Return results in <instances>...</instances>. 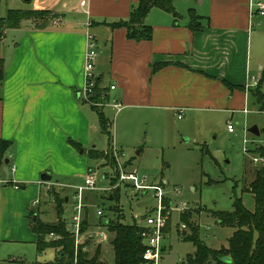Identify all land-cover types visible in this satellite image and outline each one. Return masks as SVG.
<instances>
[{"label": "crops", "instance_id": "0c3cea01", "mask_svg": "<svg viewBox=\"0 0 264 264\" xmlns=\"http://www.w3.org/2000/svg\"><path fill=\"white\" fill-rule=\"evenodd\" d=\"M81 1H36L21 10H49L55 17L43 27L24 20L0 39V139L9 142L0 159V260L8 256L3 245L18 242L36 248L31 224L34 217L41 219L36 207L41 198L52 204L51 188L68 204L75 191L66 189L93 171L85 167V155L96 149L94 135L100 129L96 111L82 93L88 34L96 43L93 71L99 86L107 89L106 102L117 101L121 109L152 106L190 116L204 110L243 111L248 92L234 86H244L249 75L262 76L251 67L249 0H199L198 9L188 8L183 21L152 8L147 17L152 38L141 41L128 39L122 27L107 25L127 19L138 0H86L80 7ZM187 1L173 2L180 18L185 6H191ZM190 9L200 16L198 31L188 27ZM254 18L264 23V16H254L252 22ZM157 63L165 65L152 72ZM258 69L264 73L263 67ZM105 72L109 84L102 82ZM112 146L118 149L113 141ZM54 172L64 180H53ZM43 174L50 180L43 181ZM163 247L165 254V243ZM194 250L192 246L184 258Z\"/></svg>", "mask_w": 264, "mask_h": 264}, {"label": "rangeland", "instance_id": "374dc122", "mask_svg": "<svg viewBox=\"0 0 264 264\" xmlns=\"http://www.w3.org/2000/svg\"><path fill=\"white\" fill-rule=\"evenodd\" d=\"M30 1L0 0V16H5L9 9L29 8L34 2L41 0ZM198 1H187L191 6H185L184 12H181L182 18H179L180 21H183V17L187 18L188 8L198 9ZM46 18H51V16ZM32 19L37 22V25L44 20L42 16ZM251 25L253 30L251 67L254 68L255 73L262 75L263 72H259L258 67L261 66L264 69V23L257 24L255 19ZM110 81L105 72L102 82L109 84ZM262 90L264 93V80ZM92 96L93 94L88 95L86 100L100 110L103 107V113L110 122L109 130L113 144L123 153L122 159L128 160V164L137 168L140 174L146 175L149 181L161 184L167 196V200L163 202V211L164 214L169 215V226L165 228L163 244H166V251L165 254L163 253L161 264H179L184 255L192 250L193 245L183 241L180 236L182 228L179 219L182 212L176 210V206L182 203L188 207V210L184 212L190 213L191 219L199 226L201 241L215 249L220 248L221 245H227V239L232 234L233 228L220 226L211 211H230L234 197H241L248 210L253 211L254 209L253 197L244 191V188L254 178L251 166L255 168L264 165V159L255 164L250 162L251 155L246 154L248 147L251 150L264 138V136L255 138L248 132L253 125L258 127L263 125V114L259 113L257 107L249 100L246 104L249 113L241 110L233 112L204 110L194 112L193 116L185 113L181 118H177L176 113L152 106L122 108L116 113L111 108L110 100L104 104L101 99H93ZM228 124H231L234 130L231 134L227 130ZM94 137L95 148L100 151L105 150L107 137L100 133V130L95 133ZM252 137L254 141L249 144ZM112 150L113 146L103 151V157L98 160L85 155L86 164L88 163L85 167L89 166L93 169L96 181L91 190L83 193L84 207H86L85 210L83 209V214L90 228L81 232L83 235L81 242L83 238L90 241L87 252L92 255L99 246L98 259L107 264H113L114 254L110 243L111 238L107 242L102 241L101 245L95 243V240L100 241L99 233L104 232L108 235L100 222L102 224L112 215L113 218L121 216L123 222L127 224L134 222V219L137 223L138 218L141 223L140 217L152 212L157 204L153 191L148 190L144 194L136 195L122 184L118 188V202H111L117 205L119 210L114 215L108 212L106 207L110 204L106 199L108 197L107 200H112L110 195L115 194L114 191L117 189L112 188L110 182L111 177L116 175L115 168L110 163L111 158L115 161ZM53 180L62 181L64 178L61 179L54 172ZM82 183L83 179L81 182L79 178L75 179L70 186L77 187ZM73 190L75 191V188L66 189V191H71L70 193ZM175 190H179L180 193L175 195ZM72 199L64 205L63 218L68 224H71V216L75 213L72 208ZM44 201L41 198L36 207H40L42 211L40 218L51 222L56 215L55 203L47 205ZM103 208L105 209L104 215L100 217L96 212ZM186 229L185 227L184 230ZM3 248V252H7L8 256L1 259L0 264H33L34 261H53L56 257L53 248L46 249L38 255L35 246L28 243H10V245H3Z\"/></svg>", "mask_w": 264, "mask_h": 264}, {"label": "trees", "instance_id": "16d2710c", "mask_svg": "<svg viewBox=\"0 0 264 264\" xmlns=\"http://www.w3.org/2000/svg\"><path fill=\"white\" fill-rule=\"evenodd\" d=\"M174 0H138V3L130 9L129 16L125 20H119L107 25L110 28L122 27L126 31V37L130 40L141 41L150 40L152 38V26L146 20L149 11L152 8H158L172 15L175 20L180 18L173 4ZM189 24L191 31L201 29L200 16L190 9L188 11ZM42 16L39 26H45L55 14L49 10H21L9 9L5 16H0V39L4 36L7 29H15L21 25L24 20ZM51 16V18H46ZM165 64H153L151 71L155 72ZM3 60L0 58V74H2ZM99 78L96 79L93 90V99H101L102 103L106 102L107 89L99 86ZM264 73L256 87L249 89L248 98L250 102L257 107V110L263 114V125L260 129V135L264 136V93L262 90V82ZM229 86L228 83L224 82ZM234 88L244 90V86H234ZM92 108L96 111L98 117V125L102 134L107 137V149L112 147V134L109 130L110 122L104 115L102 109L96 108L93 104ZM264 139V138H263ZM9 142L0 139V159L3 156L4 150ZM75 144V143H73ZM80 147L79 144H75ZM250 153L264 159V145L258 144L249 149ZM88 156L93 159L103 157V151L92 149L88 151ZM112 159V158H111ZM110 159L113 168L116 167V162ZM129 163V162H128ZM116 172V170H115ZM254 178L244 188V191L250 193L254 200L253 211L248 210L241 197H234L232 209L230 211H211V214L217 219L220 226L231 227L233 232L227 239V245L221 246L218 249L207 246L199 238V226L191 219L190 213L182 212L180 222L187 228L186 235L182 236L183 241L190 242L195 250L192 254L185 256L187 264H264V165L256 166L253 169ZM117 181V172L114 177H111V184L114 185ZM210 183H212L210 181ZM111 194L112 200H107L110 205L106 207L108 212L114 215L118 212L117 203L119 200L118 188ZM52 201L55 203L57 220L54 222H44L39 217L31 224V229L36 236L35 245L37 254L40 255L46 249L53 248L57 251L53 261L40 262L36 261L33 264H74V236L71 229V224L63 218L65 210V196H62L60 191L53 187L49 193ZM167 200V198L165 199ZM164 200V201H165ZM86 208V207H84ZM85 210V209H84ZM105 209L103 208L102 211ZM85 212V211H84ZM104 212L102 214L103 217ZM100 225L104 226L107 233L111 235L110 243L113 248V264H144L141 258L144 250V242L140 236L141 226L134 222L127 224L123 222V218L112 215ZM89 227L87 219L83 214L81 232ZM166 228V227H165ZM164 228V232H165ZM55 236L56 238H53ZM89 240L83 238L78 246L77 264H104L98 259L99 246L92 255L89 254L87 246ZM229 257L230 262H221L220 258Z\"/></svg>", "mask_w": 264, "mask_h": 264}, {"label": "built area", "instance_id": "2783aa9c", "mask_svg": "<svg viewBox=\"0 0 264 264\" xmlns=\"http://www.w3.org/2000/svg\"><path fill=\"white\" fill-rule=\"evenodd\" d=\"M86 4V0H82L80 2V7H84ZM249 17L252 22V18L254 16H264V1L263 0H249ZM252 26V25H251ZM87 50L84 55V67H83V75H84V86H83V96L86 99L88 95L93 94V90L95 87L97 76L94 73V62L97 57L96 52V43L94 41V37L90 34L87 35ZM259 82V78L255 76H247L245 83H244V90L247 93L249 89L254 88L257 86ZM111 89L114 86L110 87ZM88 101V100H87ZM112 108L119 112L121 110V104L117 101L112 102ZM244 113H249V109L247 106L243 109ZM177 118H181L183 116V110H178ZM227 130L229 133H233V127L231 124L227 125ZM254 141V137H252L249 144ZM257 141V140H256ZM245 143L247 141L245 140ZM260 144L264 145V139L260 140ZM246 154L251 155V162L258 164L263 158L254 155L249 152V147L246 149ZM112 155L116 162L115 170L117 172V181L112 188H119L120 185H125L131 189L134 194L142 193L144 194L146 191L151 190L154 192V197L157 200V204L152 212L147 213L144 215V218L137 222L138 225L141 226L140 236L144 242V250L142 252L141 258L144 264H161L163 259V239H164V228L166 227L169 221V215L164 214L163 202L167 198L165 196L163 188L161 184L153 183L152 181L148 180L146 175L140 174L137 168L132 167L130 165L125 164V161L122 159L123 153L120 152L118 149L113 147ZM96 181V174L93 171H89L84 175L83 183L77 187H75V192L73 195V210L75 213L71 216V229L74 236V264H77V252L78 246L81 243V239L83 237L81 233V225L83 219V209H84V202H83V193L85 191L91 190L94 186ZM14 188H18L17 185H14ZM175 195H178L180 192L179 190L174 191ZM169 199V198H168ZM172 207V206H171ZM176 210L179 212H184L188 210V207L185 203L176 206ZM96 214L98 216H102L103 211L98 209ZM139 221V218L138 220ZM181 228L184 229L185 225L181 224ZM92 235V232H90ZM56 238L55 236H52ZM100 241H106L108 239L107 234L104 232L99 233ZM179 264H187L185 259H181Z\"/></svg>", "mask_w": 264, "mask_h": 264}, {"label": "water", "instance_id": "95a60500", "mask_svg": "<svg viewBox=\"0 0 264 264\" xmlns=\"http://www.w3.org/2000/svg\"><path fill=\"white\" fill-rule=\"evenodd\" d=\"M148 18H146V20H147ZM248 132L250 133V134H252L253 136H259L260 135V131H259V129H258V127L256 126V125H253V126H251L249 129H248ZM41 179L43 180V181H49L50 180V176L48 175V174H43L42 176H41ZM144 218V215L143 216H141V220ZM34 220H35V217H34ZM182 235H185V232H183L182 233ZM220 261L221 262H226V263H229L230 262V258L229 257H222V258H220Z\"/></svg>", "mask_w": 264, "mask_h": 264}]
</instances>
